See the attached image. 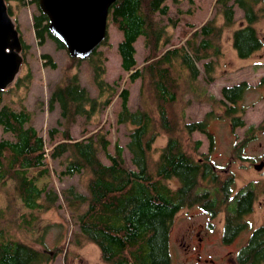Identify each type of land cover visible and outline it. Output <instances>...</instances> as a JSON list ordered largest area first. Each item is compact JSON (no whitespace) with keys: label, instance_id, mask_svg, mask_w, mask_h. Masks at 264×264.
Wrapping results in <instances>:
<instances>
[{"label":"trees","instance_id":"obj_1","mask_svg":"<svg viewBox=\"0 0 264 264\" xmlns=\"http://www.w3.org/2000/svg\"><path fill=\"white\" fill-rule=\"evenodd\" d=\"M9 1L5 0L10 14ZM13 1L18 5L29 1L37 4V0ZM230 1L215 0L224 24L233 23V3L245 11V16L253 18L247 19L249 24L233 33V45L240 56L245 57L259 46L252 22L258 17L254 7L260 0ZM168 10L165 0H115L108 11V19L122 32L117 43L120 65L129 71L130 80L141 79L140 93L149 99L148 106L131 110L128 88L121 87L118 91L121 101L116 119L119 123L131 125L126 145L135 168L125 164L120 144H115L113 152L108 150L110 140L104 131L97 130L82 137H74L70 132L69 126L77 115H84L85 121H89L92 114L100 110L101 105L106 106L110 95L116 92L118 81L115 79L110 83L103 78L104 55L96 50L99 45L107 43V33L87 57L100 90L97 97L91 96L80 83L76 69L52 87L48 105L49 108L55 104L59 106L61 119L57 123L61 128L52 126L47 129L51 139L48 151L46 137L31 121L32 111L23 104L13 106L7 101L0 104V127L13 135L0 138V188L10 182L7 194L18 197L30 209L52 206L61 194L76 214V243H95L101 259L109 264H172L169 237L174 216L181 208L195 203L211 216L223 206L225 227L222 239L228 241L239 230V223L233 224V221L250 208L253 199L252 193L230 196L232 180L228 178L223 184L218 174L207 165L203 167L198 158L183 147L179 136L181 130H196L203 121H184L182 125L174 123L169 108L177 98L179 74L174 76L171 66L174 61L178 62L190 72L192 79H196V60L218 54V32L209 19L194 29L184 43L164 48L169 35L158 16L167 14ZM15 26L19 30L16 23ZM32 26L38 43L42 44L49 37L58 47H65L49 29L48 17L40 9L33 15ZM19 35L25 60L30 43L22 38L20 30ZM141 35L148 52L142 65L136 66L134 42ZM40 56L51 67L56 66L49 53L43 52ZM94 56H98L97 60ZM70 58L74 61H70L72 66L75 60L80 62L83 59ZM211 62L208 60L204 65L208 68ZM30 79L31 72L27 71L17 76L13 84L16 88L27 87ZM7 88L0 89V102ZM237 88L224 87L222 92L228 100L234 101L240 95ZM103 91L107 96L101 99ZM157 120L168 137L160 147L157 159L152 161L153 144L159 134L155 129ZM200 142V139L196 140L195 146ZM100 151L109 158V163L102 161ZM47 156L59 160L62 165L59 174H78L85 178V191L73 184L61 193L47 185L39 186L38 178L48 172L45 166ZM171 179L176 181L175 186L170 184ZM204 179L209 184L203 183ZM4 212L5 209L0 207V220L4 218ZM29 216L32 212L23 214L22 222L31 224ZM5 233L0 228V264H44L50 259L47 251ZM236 261L237 264H264V223L253 228L248 240L237 249Z\"/></svg>","mask_w":264,"mask_h":264},{"label":"rangeland","instance_id":"obj_2","mask_svg":"<svg viewBox=\"0 0 264 264\" xmlns=\"http://www.w3.org/2000/svg\"><path fill=\"white\" fill-rule=\"evenodd\" d=\"M165 3L169 6L167 14L158 16L159 20L166 25L169 35L168 40L163 44L164 48L184 43L191 37L194 29L209 19L212 20L218 32L217 43L219 44L218 54L196 60L198 67L196 79H192L190 72L178 62L172 63L173 75L179 74L177 98L169 108L174 116V123L182 125L184 121H194L204 116L208 121L209 129L215 132L214 152L220 155L219 158H215L217 164L226 165L227 157L223 156L231 151L245 154V158H232L230 167L232 166L235 171V187L249 179L257 180L258 184V195L252 210L243 217L247 224L246 228L228 243L221 240L223 218H225L223 206H220L215 216L204 211L197 203L181 208L175 214L170 230L171 261L172 264H237L235 253L239 245L246 240L254 226L264 223V170L257 171L248 162L255 157L258 159L264 150V131L256 124L264 111V88L263 86L258 89L247 88L242 103H234L233 106L236 109L234 115L242 116L245 124H251L246 130L237 128L235 134L227 131V121L231 120V117L227 115L229 104L220 101V94L222 85L241 78H247L251 83H255L264 69V2L260 0L256 3L254 8L257 10L259 19L257 18L253 23L258 35L263 39V45L258 52L245 58H240L236 54L232 44L233 29L245 22L243 10L236 3H233L234 19L230 25L224 24V17L215 0H165ZM7 4L10 5L9 15L19 27L22 38L30 43L29 52L26 59L22 61L15 78L30 71L31 79L27 87L23 85L16 88L13 84L14 78L7 85L8 90L2 95L0 104L4 101L13 103V106L23 104L32 111L31 121L46 137V151H48L51 139L48 137L47 129L52 126L61 128L57 123L61 119L59 106L55 104L54 107L49 108L48 105V98L54 84L75 72L76 69L80 83L88 89L91 96L97 97L100 90L94 81L92 65L87 57L80 62L75 60L74 67L70 64V61H74L65 47H58L49 37H46L42 44L37 42L32 26L33 15L39 12L35 2L29 1L18 5L10 0ZM107 23V43L99 45L96 50H100L104 55L103 78L110 83H113L115 79L118 81L116 92L110 95V101L106 106L101 105L102 108L92 114L89 121H85L84 115H77L76 120L69 127L74 137H82L97 130L104 131L110 140L108 150L113 152L115 144H120L123 147L122 156L125 164L135 168L131 160V152L126 145L131 125L119 123L116 119L121 101L118 91L121 87L128 88V106L131 110L148 106L149 99L140 93L141 79L138 77L130 80L129 71L121 67L117 43L122 38V32L111 19H108ZM199 37L198 35L197 39ZM134 45L136 66H141L148 52L142 35L135 40ZM43 52L51 55L56 62L55 67L44 62L40 56ZM97 58L98 56H94V60ZM208 60L212 62L207 68L204 62ZM103 94L101 99L107 96L106 92ZM155 129L159 134L153 144L152 161L157 159L160 147L168 137V133L161 128L159 120L155 122ZM58 136L59 134H56V137ZM179 136L187 152L196 158L203 155L202 151L206 148V139L203 134L196 130L188 132L183 128ZM1 137L10 138L13 135L0 127ZM199 139L201 142L196 147V140ZM234 143L236 147L233 149ZM99 156L103 162L109 163V158L102 151L99 152ZM45 166L48 172L38 178L39 186L47 185L61 193L64 188L73 184L77 189L85 191V178L78 174H59L62 165L58 159L47 156ZM169 182L172 186L176 184L174 179ZM10 188V182L0 188V207L5 209V216L0 220V228L14 239L47 251L46 254L50 255V259L44 264H109L101 259L100 250L95 243L90 241H86L83 245L76 243L78 238L76 214L61 194L52 206L30 209L24 206L18 197L7 194ZM29 212H32V216H29L31 224H25L22 222L23 214ZM199 224L203 225V229L209 230L207 235L204 234L202 247L193 248L196 243V231L201 234L203 232ZM198 255L200 260L197 259ZM205 257L213 260L206 262L203 260Z\"/></svg>","mask_w":264,"mask_h":264},{"label":"water","instance_id":"obj_3","mask_svg":"<svg viewBox=\"0 0 264 264\" xmlns=\"http://www.w3.org/2000/svg\"><path fill=\"white\" fill-rule=\"evenodd\" d=\"M115 0H37L48 17V27L62 41L72 57L86 58L105 38L110 5ZM19 30L0 0V89L7 87L19 71ZM262 163L255 164L260 168Z\"/></svg>","mask_w":264,"mask_h":264},{"label":"flooded vegetation","instance_id":"obj_4","mask_svg":"<svg viewBox=\"0 0 264 264\" xmlns=\"http://www.w3.org/2000/svg\"><path fill=\"white\" fill-rule=\"evenodd\" d=\"M244 14H245V11L243 10V19H245V22L243 24H241V25H239V26H237V27H235L233 29V32H232V44H233V33H234V31L236 29L242 27V26H245V25L249 24V22L247 21V19H253L252 17L249 18V17L245 16ZM257 18L259 19V17H257ZM233 19H234V17H233ZM253 23L254 22H252V26L254 27ZM254 29H255V27H254ZM255 31H256V29H255ZM256 34L258 36L259 46H258V48L256 50L252 51L251 53H249L245 57H248L249 55H251L254 52H258V50L263 45V39L258 35L257 31H256ZM233 48L235 49L236 54L240 58H245V57L240 56V54L238 53L237 48L234 47V45H233ZM234 86H238L237 89L240 90V95L238 97H235V100L234 101L228 100L224 96V94L222 92V89L224 87L233 88ZM261 86H263V88H264V69H263V71L260 72L259 77L257 78V81L255 83H251L247 78H241L238 81H234V82L229 83L227 85H222V87H221V94H220V99H221L220 101L222 103L227 102L230 105V106L228 105V109H229L230 112L229 111L227 112V115L231 117V120L228 119V121H227V124H228L227 131L229 133L232 132V133L235 134L237 128L246 130L247 128H249L251 126L250 123L249 124H245L242 116H240V115H234V113L236 112V109H235V106H233V105H234V103H237V104L242 103V101L244 99V93H245V91H246L247 88H249V89L250 88L258 89ZM236 114H238V113H236ZM198 120H202L203 121V125L201 127L197 128L196 131L199 132V133H201V134H203L205 136V139H206V148L202 151L203 152V155L200 156V157H198L199 162L203 165V167H206V165H207V167L209 166L210 170L212 169L213 173L218 174V176L220 178H222V180H223L222 183L223 184L225 182L224 180H226L228 178H230L232 180V184H231V188H230L231 189L230 196H235L236 197L237 194H241V193H252V195H253V199H252L250 208L248 210L245 209V211L241 214V216L239 218H237V221H233V224H235L236 222L239 223V230L235 234H233L228 241H224L222 239L223 230H224V227H225V218H223V228H222L223 230H222L221 240L224 243H228V242L233 241L235 239V237L238 236V234H240L246 228V225L247 224L243 220V217H244V215H246L247 213H249L252 210L254 200H255V198H257V195H258V193H257V191H258L257 185L258 184H257V180L249 179L245 183H243V184L235 187V177H234V174H235L234 172L235 171L232 168V166L230 167V165L232 163V158H238V159L245 158V154H242L239 151H237L236 153H233L231 151L230 153H228L229 155L226 154V155L223 156V157H227V159H226V163L227 164L226 165L217 164L216 161H215V158H219L220 155L217 154L216 152H214V150H215V143H216L215 132L213 133L211 131V129H209V127L207 126L208 121H207L206 118H204V116H203V118L198 119ZM218 123L221 124L220 122H218ZM256 124L259 125V126H261L262 130L264 131V111H263L262 117H260V119H258V121H257ZM235 147H236V144L233 145V149ZM248 162L250 163V166L252 168H254L255 170H257V171H263L264 170V150L262 152V155L258 159L255 157V158H252V160H249ZM257 163H262V166L260 168H256L255 167V164H257ZM206 180L207 179H204L203 183L209 184L208 182H206ZM198 206L200 208H202L200 205H198ZM216 214L217 213H215L213 216H215ZM199 226L202 229L201 231H203V232L201 234V233H198L196 231V243L193 245V248H195L197 246H201L202 247V244H203L202 240L204 238V234L207 235L208 230H209V229H203L204 227L201 224H199ZM255 227L256 226H254L253 228H255ZM253 228L249 231L246 240L242 244H244L248 240L249 235L251 234ZM190 237L193 238L192 236H190ZM242 244H240L239 247ZM197 259L200 260V255L197 256ZM203 260L206 261V262H208V261H212L213 259L208 258V257H205V258H203ZM235 260H236V253H235ZM236 263H237V261H236Z\"/></svg>","mask_w":264,"mask_h":264}]
</instances>
